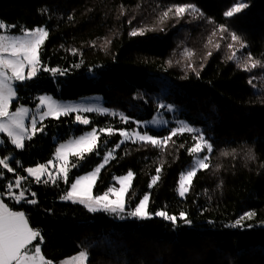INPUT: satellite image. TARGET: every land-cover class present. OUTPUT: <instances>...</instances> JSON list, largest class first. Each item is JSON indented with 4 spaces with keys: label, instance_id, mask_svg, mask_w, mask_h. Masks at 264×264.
<instances>
[{
    "label": "trees",
    "instance_id": "16d2710c",
    "mask_svg": "<svg viewBox=\"0 0 264 264\" xmlns=\"http://www.w3.org/2000/svg\"><path fill=\"white\" fill-rule=\"evenodd\" d=\"M245 2L248 7L229 18L224 12L236 0H0V22L14 26L12 34L35 28L49 33L40 70L17 85L13 109L35 106L40 94L59 100L97 95L106 108L127 118L86 113L87 125L76 124L74 114L46 118L43 131L26 139L23 149L8 141L0 149L14 169L0 166V198L39 230L43 242L33 245L40 244L52 264L87 245H92L88 264H264V67L243 70L251 63L249 54L264 62V0ZM184 5L198 11L176 16L175 7ZM221 25L228 31L221 32ZM133 30L143 35L132 36ZM232 33L246 47L234 43ZM233 52L236 59H230ZM161 102L213 146L209 168L197 172L183 197L177 188L194 159L188 152L193 134L174 136L167 147L140 141L119 145V131L151 119ZM108 128L113 134L100 133L94 152L70 158L76 167L68 182L61 177L38 183L28 176L26 169L49 161L58 142ZM147 131L158 139L170 135L168 128ZM107 151L113 157L92 193L103 195L116 177L132 172L124 219L62 199ZM21 192L19 203L9 196ZM145 195L152 218L127 216ZM158 211L176 216L177 223L155 216ZM181 212L190 223L179 219ZM249 212L251 219H241Z\"/></svg>",
    "mask_w": 264,
    "mask_h": 264
},
{
    "label": "snow or ice",
    "instance_id": "6c2138e0",
    "mask_svg": "<svg viewBox=\"0 0 264 264\" xmlns=\"http://www.w3.org/2000/svg\"><path fill=\"white\" fill-rule=\"evenodd\" d=\"M248 4L245 0H236V3L224 12L225 17H233L240 13L243 9L247 8ZM173 9H169L172 11ZM176 16H183L185 13H196L198 9L193 5H184L175 7ZM46 12L47 10H42ZM168 16V12L164 13V17ZM14 26L5 25L0 22V133L5 134L8 140L16 149H23L25 147V139L31 140L32 137L39 131H43L42 121L47 117L59 119L62 116H68L71 113H77L75 119L80 124H88L89 120L80 113L85 112H105L104 109H97L92 107H78L73 105H63L57 103L50 96H40L39 105L36 112H33L30 129L25 126V119L29 117V109L25 107H17L15 111H10L12 102L17 99L16 82H24L31 80L36 76L40 65V50L44 44L45 39L48 37V31L45 28H36L34 30H23L20 35L12 34L11 28ZM221 32H227L228 29L221 25L219 26ZM132 36L143 35V31L137 32L135 30L131 33ZM231 39L234 43H239L241 48L246 47V44L242 42L241 37L236 33L231 34ZM232 47V45H229ZM190 55V54H189ZM230 59H236V53L233 52ZM248 61L250 65L246 64L245 71L256 68L257 66L264 67V62L255 60L251 54L248 55ZM27 68V73L25 69ZM43 71H51L53 75L57 74V69L43 68ZM63 74V73H59ZM251 83V81H250ZM160 108H165L168 111H173V106L159 104ZM40 109H43L41 112ZM122 120L127 122V118L121 117ZM156 126H163L167 124V121L154 118L152 121L147 122ZM41 124L40 127H37ZM107 135L113 134V129H101L100 130ZM184 133L193 134L194 145L188 149L190 155L195 157L194 165L184 174L181 175L179 181L178 193L181 197L189 191L192 180L196 176L199 170H207L209 168L208 155L201 156V153H211L213 146L210 144L205 136L199 129H195L189 126L185 122H181L178 127L171 129L170 135L163 139H158L147 133L140 134L134 132L129 134L127 131L121 130L119 135L127 140H132L133 143L140 141L145 144H151L154 147H167L172 137L182 135ZM99 136L95 129L82 135L78 138H72L66 143L60 144L55 152V160L59 162L56 177H53L51 173H47L48 180L55 182L56 178H63L65 182H68V173L71 167H76L75 162L69 161V156H76L80 159L84 158L85 153H92L98 147ZM124 141H121L123 143ZM0 143H4L0 141ZM109 158H112V152H108L104 157L105 162ZM18 163V161H17ZM52 163L51 161L49 162ZM0 166H3L7 172H13L14 169L10 166L8 158H0ZM104 165L101 164L95 170L88 175L82 176L71 183L70 189L62 197V199L70 200L73 203H79L83 205L89 212H106L114 215L117 218L124 219L126 208V196L131 187V180L133 173L129 172L126 176L119 178L118 183L120 187L109 188L103 195H93L92 188L96 183L98 174ZM47 166L40 165L36 168H28L26 171L30 176H33L39 183L41 182V176L46 173ZM157 175L153 177L152 184H156L159 180L160 169L156 170ZM48 180L43 181L47 183ZM19 186L21 183L20 178L15 181ZM151 187V185H150ZM11 192V187H9ZM112 197V198H110ZM24 198V193L21 192L20 196L15 198V201L19 203ZM149 197L145 195L135 209L127 212V216L135 217L137 219H150L152 214L147 210ZM28 203L35 204V200H28ZM254 213L249 212L246 217L251 219ZM155 216L162 217L164 220L172 222L174 225L177 223V217L169 215L165 211H158ZM179 219L190 223L187 220L186 214L181 212ZM240 224V221H237ZM42 238L39 230L30 227L29 219L24 212L12 211L6 204L0 203V264H52V261L47 260L42 254L40 244L33 245V242ZM92 245H87L82 250L71 257L65 264H88L89 251L88 248Z\"/></svg>",
    "mask_w": 264,
    "mask_h": 264
},
{
    "label": "rangeland",
    "instance_id": "374dc122",
    "mask_svg": "<svg viewBox=\"0 0 264 264\" xmlns=\"http://www.w3.org/2000/svg\"><path fill=\"white\" fill-rule=\"evenodd\" d=\"M36 29V28H35ZM34 30V29H33ZM18 35H20V34H18ZM39 67V66H38ZM25 73H27V68L25 69ZM20 82H16V84H15V86H16V88H17V85L19 84ZM40 96H50V97H52L51 95H47V94H40V95H38V96H36V103H35V106H26V105H17L16 106V108L17 107H25V108H27V109H29V117H27L26 119H25V126L26 127H28L29 129H30V123H31V119H32V113L33 112H36V110H37V107H38V105H39V97ZM52 99L53 100H55L57 103H60V104H63V105H73V106H78V107H92V108H97V109H104V110H106L105 112H103V113H101V112H96V111H93V112H85V113H80V115H82L83 117H85V118H87L85 115H86V113H94V114H100V115H103V114H108V115H116V116H118L119 118H121L122 116L119 114V113H115V112H113L112 110H110V109H108V108H106L105 106H104V104H103V99H102V97L101 96H97V95H94V96H86V97H81V98H79V99H75V100H59V99H56V98H54V97H52ZM17 100H18V98L17 99H15L13 102H12V107L9 109L10 111H15V109H13V107H15L14 105L15 104H17ZM174 109V108H173ZM40 111L42 112L43 111V109H40ZM175 109L173 110V111H168L167 109H165V108H161V110L160 111H158L151 119H148V120H145V121H142V122H136L135 123V127L132 129V130H123V131H127L129 134H132V133H134V132H139L140 134H144V133H147L148 135H150V133L147 131L148 129H152V130H162V129H166V128H168V129H170V131H171V129H173V128H176V127H178L179 126V124L181 123V122H185V123H187L189 126H191V127H193L191 124H189L188 122H186V121H184V120H180V119H178V118H176V116H174L175 114ZM71 114H74V116L76 117V115H77V113H71ZM165 114H167L168 116H165ZM47 118H52V117H47ZM154 118H157V119H161V120H164V121H167V124L166 125H163V126H156V125H154V124H149V123H147V122H149V121H152ZM46 119V118H45ZM88 119V118H87ZM89 120V119H88ZM75 122H76V119H75ZM76 124H78V125H87V124H80V123H78V122H76ZM194 128V127H193ZM96 130V132H97V135L99 136L100 135V133H103V132H101V131H98L97 129H95ZM92 130H90V131H86V132H84V133H82V134H80V135H78V136H73V137H70V138H68V139H65V140H63V141H61V142H58L57 144H56V149L60 146V144H62V143H66V142H68L69 140H71L72 138H78V137H80V136H82V135H85V134H87L88 132H91ZM169 131V132H170ZM120 132V131H119ZM104 134H106V133H104ZM150 136H152V135H150ZM26 140V139H25ZM0 141H3L4 143H0V149L3 147V146H7V141H8V143H10V141L8 140V137L5 135V134H3V133H0ZM121 141H124L123 143H121ZM129 141H132V140H127V139H125L124 137H122V136H120V142H119V145H122V144H124V143H126V142H129ZM10 145H11V147H13V148H15L14 147V145H12L11 143H10ZM16 149V148H15ZM56 149H55V152H56ZM17 150H19V149H17ZM55 152H54V154L52 155V157L50 158V160L49 161H47L46 163H44V164H38L37 166H34V167H30V168H36V167H38V166H40V165H46L47 166V169H46V173L43 175V176H41V180H43V179H46V180H48V175H47V173H51L52 175H53V177H56V174H57V170H58V165H59V162H57L56 160H55ZM108 152H111V151H107L104 155H103V157H102V160H101V162H100V164L99 165H97V166H95L94 167V169L93 170H95L98 166H100L101 164H103L104 166L109 162V160L111 159V158H109L108 160H107V162H105V159H104V157L107 155V153ZM203 155H208V153L205 151V152H203V153H201V156H203ZM71 157H74V156H69V160H70V158ZM112 157H113V152H112ZM0 158H1V156H0ZM52 162L51 164L49 163V162ZM194 163H195V157H194V159H193V162H192V165H191V167L194 165ZM190 167V168H191ZM104 168V167H103ZM103 168H101V170L103 169ZM190 168H188L184 173H186ZM92 170V171H93ZM92 171H90V172H88V173H86V174H83V175H81V176H79V177H77L76 179H78V178H80V177H82V176H85V175H88L89 173H91ZM101 172V171H100ZM183 173V174H184ZM27 174H28V172H27ZM100 174V173H99ZM99 174H98V176H97V179H96V181L98 180V177H99ZM127 175V174H126ZM126 175H124V176H126ZM28 176L30 177V178H33L34 180H35V178L33 177V176H30L29 174H28ZM124 176H121V177H116L115 178V185L114 186H111L110 188H119L120 187V185H119V183L117 182L118 181V179L119 178H122V177H124ZM181 178V177H180ZM75 179V180H76ZM75 180H74V182H75ZM49 181H52V180H49ZM180 181V180H179ZM19 187V186H18ZM71 187V186H70ZM94 187V186H93ZM178 188H179V183H178ZM178 188H177V192H178ZM92 190H93V188H92ZM108 191V190H107ZM106 191V192H107ZM178 195H179V193H178ZM9 196L10 197H14V199L16 198V197H18V196H20V195H17V196H14V195H11V193L9 194ZM148 196V195H147ZM180 196V195H179ZM181 197V196H180ZM110 198H112V197H110ZM143 199V198H142ZM65 200V199H64ZM66 201H70V200H66ZM70 202H72V201H70ZM0 203H4L3 201H2V199L0 198ZM140 203V202H139ZM75 256V255H74ZM73 257V256H72ZM71 257H69V258H67V259H65V260H63V261H61L59 264H65V262L66 261H68L69 259H70Z\"/></svg>",
    "mask_w": 264,
    "mask_h": 264
}]
</instances>
